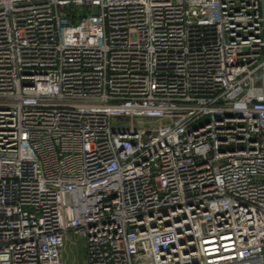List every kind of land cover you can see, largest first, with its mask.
<instances>
[{
	"label": "built area",
	"instance_id": "2783aa9c",
	"mask_svg": "<svg viewBox=\"0 0 264 264\" xmlns=\"http://www.w3.org/2000/svg\"><path fill=\"white\" fill-rule=\"evenodd\" d=\"M264 264V0H0V264Z\"/></svg>",
	"mask_w": 264,
	"mask_h": 264
},
{
	"label": "rangeland",
	"instance_id": "374dc122",
	"mask_svg": "<svg viewBox=\"0 0 264 264\" xmlns=\"http://www.w3.org/2000/svg\"><path fill=\"white\" fill-rule=\"evenodd\" d=\"M87 249L83 238L70 236L64 250V264H86Z\"/></svg>",
	"mask_w": 264,
	"mask_h": 264
}]
</instances>
